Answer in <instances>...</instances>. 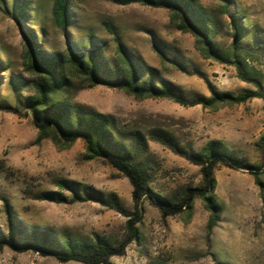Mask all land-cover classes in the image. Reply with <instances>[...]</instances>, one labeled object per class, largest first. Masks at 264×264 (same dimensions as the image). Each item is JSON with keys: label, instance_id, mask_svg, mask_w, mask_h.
<instances>
[{"label": "rangeland", "instance_id": "rangeland-1", "mask_svg": "<svg viewBox=\"0 0 264 264\" xmlns=\"http://www.w3.org/2000/svg\"><path fill=\"white\" fill-rule=\"evenodd\" d=\"M31 27L16 20L12 0H0V50L11 64V72H0V95L20 109V115L0 112V232L7 233L9 217L24 230L54 239L89 240L97 235L114 245L126 238L128 218L97 202L54 203L39 198L44 192L69 191L60 184L89 188L103 196L114 195L128 210H133L132 187L123 175L103 159H84V145L76 141L61 149L51 140L36 143L37 130L25 114L19 99L34 93L35 77L24 71L22 55L26 38L34 36L48 54H62L66 44L89 47L92 36L103 45L104 58L115 59V43L102 21L111 23L121 46L137 57L157 76L169 83L185 99L209 96V86L237 94L251 88L239 81L234 68L203 59L194 38L177 31L168 12L139 4L120 5L111 0H69V26L56 29L50 19L53 0H27ZM220 27L219 41L227 42L229 20L222 0H197ZM230 13L243 15L264 37V0H226ZM37 24H42L39 32ZM166 55L161 61L152 46ZM172 61L179 62L183 70ZM264 72V56L256 64ZM15 77L17 84H11ZM67 94L70 103L110 115L116 129L128 136L135 132L145 137L144 160L156 193L171 194L184 186H197L199 168L150 138L162 130L175 142L200 153L211 141H220L250 165H260L258 141L264 135V110L260 99L223 107L217 111L201 106H182L169 99H135L122 91L103 86L87 88L76 78ZM262 168L260 171H263ZM215 195L222 214L210 236L206 235L208 213L195 200L192 216L161 218L151 199L142 201V220L137 224L140 240L126 246L110 264H264V204L253 176L246 170H233L219 164L214 170ZM264 180V173L262 174ZM6 208L10 216L6 213ZM0 264H79L59 262L37 253H17L7 247L0 251Z\"/></svg>", "mask_w": 264, "mask_h": 264}, {"label": "trees", "instance_id": "trees-1", "mask_svg": "<svg viewBox=\"0 0 264 264\" xmlns=\"http://www.w3.org/2000/svg\"><path fill=\"white\" fill-rule=\"evenodd\" d=\"M127 6H141L164 9L168 12L170 23L181 32L194 38V46L203 59L211 60L223 66L234 68L239 81L251 88L234 94L221 92L209 86V96L195 95L189 99L180 96L167 82L160 79L156 71L145 67L137 57L129 54L120 44L119 37L110 22L102 25L115 43V59L104 58L102 44L98 45L93 37L88 39V46L79 44L76 48L66 44L62 54H48L39 46L32 34L26 38L22 55L24 71L35 77L34 93L20 98L25 114L32 120L37 130L36 143L49 139L61 149L70 148L76 141L84 145V159H103L114 170L129 181L132 192L133 210H126L114 195L103 196L93 189H76L71 183H61L62 189L69 191L44 192L39 198L54 203H75L92 201L100 203L125 216L126 238L114 245L97 235L89 240H60L35 231L24 233V230L9 217L7 233L0 232V251L7 247L17 253L33 252L43 257H52L59 262L74 261L79 264H110L109 260L121 256L128 244L140 240L137 224L142 220V201L151 199L158 208L161 218L185 215L192 216L195 200L202 202L208 213L206 235L210 236L220 221L222 206L215 195L216 180L214 170L225 165L233 170H246L252 176L259 189L264 204V135L258 141L260 165H250L237 156L220 141H211L200 153L179 146L174 137L162 130L152 131L153 140L197 166L201 175L197 186H184L171 194L156 193L152 185V176L144 160L146 154L145 137L135 132L123 136L115 127L110 115L75 105L68 101L67 94L78 83L76 78L87 88L103 86L122 91L135 99H169L182 106H201L203 109L217 111L223 107L244 104L252 99H260L264 110V72L256 65L264 56V37L257 27L243 15L230 13V3L222 0V8L229 20L227 42L221 43L220 27L214 17L199 4L197 0H111ZM14 18L31 27L30 4L27 0H12ZM50 19L53 26L65 32L69 26V0H53ZM42 32V24H37ZM161 61L166 55L156 44L152 46ZM172 63L183 70L179 62ZM11 64L4 52L0 50V72H11ZM17 78H10L11 84H17ZM0 75V86H3ZM0 112L20 115V109L11 105L0 95ZM7 215L10 216L6 208Z\"/></svg>", "mask_w": 264, "mask_h": 264}]
</instances>
